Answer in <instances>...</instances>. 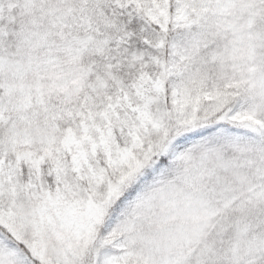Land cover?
<instances>
[{
	"label": "snow or ice",
	"instance_id": "snow-or-ice-1",
	"mask_svg": "<svg viewBox=\"0 0 264 264\" xmlns=\"http://www.w3.org/2000/svg\"><path fill=\"white\" fill-rule=\"evenodd\" d=\"M0 264H264V0H0Z\"/></svg>",
	"mask_w": 264,
	"mask_h": 264
}]
</instances>
